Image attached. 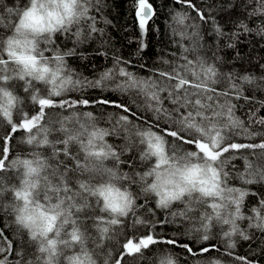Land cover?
Segmentation results:
<instances>
[{
    "label": "trees",
    "instance_id": "trees-1",
    "mask_svg": "<svg viewBox=\"0 0 264 264\" xmlns=\"http://www.w3.org/2000/svg\"><path fill=\"white\" fill-rule=\"evenodd\" d=\"M192 2L198 8L204 9L206 15L207 10L212 9V15L216 17L226 35H218L210 21L208 23L201 22L196 11L177 3L176 0H148V3L153 6L154 15L149 19L146 25L147 31L142 36L139 25H136L133 17V13L136 12V0H99L98 3L93 0V6L89 8V16L95 17V26L98 31L90 30L91 20H89L84 22L81 28L82 35L79 42L75 35H70L66 41H62L56 46L58 51L63 54L75 50L74 55L64 56L67 65L65 73L67 74L70 70L72 78L75 79L78 71H85L91 74L85 75L83 79L98 80L105 71V67H114L119 58L122 60L120 67H125L127 71L139 77L147 78L154 76L157 70H170L171 65L184 63L183 56H187L193 61L200 57L207 64L214 65L217 70L216 83L212 85L216 92L230 93L227 97L217 95L212 101L219 105L224 104L227 99L234 106L235 117L243 122L244 128L255 134L250 139L243 135H235L233 139L239 143L264 142V124L256 122L260 118H264V33L260 32V29L264 28V10L258 9L256 0H251V2L249 0H192ZM26 3L27 0H9L7 9L18 11ZM4 8H6L5 0L0 8V17H2L0 19V41L9 36L3 31ZM254 10L256 14L250 17L249 13ZM177 12L187 13L189 19L185 21L184 25L174 21L173 17ZM15 18L16 15L13 13V22ZM239 21L247 24L252 31L238 30L237 22ZM193 25L198 27H192ZM197 31L199 35L192 36V33ZM181 32H186L190 38L182 37ZM141 41H143V47ZM185 48L191 50L185 52ZM3 58L6 59V56ZM243 75L249 77L252 82L245 81ZM155 78L160 79L158 75ZM233 84L239 88V95L232 88ZM35 86L37 89H43L45 95L51 87L39 83H36ZM15 89L23 97L21 108L34 114L38 110V106L33 104L29 94L25 92V82H15ZM69 94L71 98L84 97L91 102L101 99L122 102L131 109L130 112H124L112 105L97 103H90L87 106L80 105L75 109L51 108L46 110L47 116L41 121L46 127L55 129L50 136L55 141L65 138V134L60 131V121L67 117H72L71 120L65 122L67 128H80L81 124L87 128L95 125L109 133L106 137L107 143L112 145L114 151L120 156L119 168L124 172V175L127 174L128 177H131L126 182L129 183L136 199L135 216L130 213L129 216L120 218L124 223L113 225L111 229H119L120 232L123 230L130 235L133 232V220L139 217L145 221L154 222V230L159 234V239L175 236L181 244L190 242L191 236L188 233L190 227L186 225V220L179 215H173L184 211L187 208V202H175L167 209L159 208L155 197L145 194L136 181L140 173L149 167L139 155L136 129L151 130L165 135L168 145H170L173 138L166 135V122L157 120L154 113L144 107L143 96L122 94L111 88L102 89L101 87H92L89 93H85L81 97L74 96L73 91H70ZM161 96L165 97L164 107L172 108L173 105L167 99L168 93L162 92ZM86 113H91L92 118L86 116ZM121 115L127 116L132 124L122 127L118 123ZM13 119L19 121L20 113L15 114ZM234 131L242 132V129L238 128ZM4 133L13 137L9 140L8 145L4 143ZM27 135L23 130L11 134L10 125L0 119V153L4 146L10 147L9 153L3 154L7 155L5 170L0 171V177L3 178L0 182V190H2L0 191V261H4L5 264H17V261L21 260V254H23L24 264H28V261L38 260L34 245L28 235L17 228L10 212V201L12 200L10 188L18 180L17 176L12 178V175L7 174L6 168L8 160L20 153L35 154L32 146L24 145V138ZM56 147L63 148V144H57ZM178 147L181 151L191 148L182 143L178 144ZM42 150L46 155L49 154L48 148ZM3 155H0V158H3ZM235 155H237L236 161L229 162L225 169L229 173L225 183L227 187L247 193L243 198L241 210L245 211L249 223V230L246 233L248 239H245L240 246L239 252L241 257H246L250 264H253V261L256 262L255 264H264V230L256 227V221L253 219L254 209L264 214V208H261V202L264 201V178H261L257 171L258 168L264 169V154L259 149L255 150V154H253V150L243 149ZM72 157L83 159V153L76 145H72L70 156L65 157L63 152L60 153L59 159L64 161L61 171L65 165L70 169L75 168L77 161ZM248 162L252 164L251 170L247 169ZM52 163L55 164L56 161L52 159ZM109 163L115 162L110 161ZM243 163L245 166L243 165L242 168L241 164ZM250 172L255 175H250ZM70 177L68 186L73 192L79 190L78 180H88V177L78 171L70 173ZM249 179L252 182H247ZM233 195H238V193ZM209 200L213 202V199ZM87 201L94 204L95 207H89L88 212L84 213L82 225L89 233L88 245L95 248L94 250L97 252L99 250L94 241L98 240V236L92 226L94 223H98L93 217L100 216V202L91 201V198H88ZM194 207L195 204L192 209ZM232 207L235 205H231L230 209H234ZM136 227L138 229L137 236L152 230L149 226L137 225ZM123 241L124 236L120 235L114 259L118 258V254L122 250ZM162 252L170 254L178 264H200L202 261V259L187 257L188 253L182 247L163 243L143 250V256L145 255L149 264H156V256ZM127 260L128 264H143L140 263V260L134 262L131 257H128ZM99 264H104V259ZM237 264H241V261L238 260Z\"/></svg>",
    "mask_w": 264,
    "mask_h": 264
},
{
    "label": "snow or ice",
    "instance_id": "snow-or-ice-1",
    "mask_svg": "<svg viewBox=\"0 0 264 264\" xmlns=\"http://www.w3.org/2000/svg\"><path fill=\"white\" fill-rule=\"evenodd\" d=\"M98 3L99 0H96ZM177 3L186 5L187 7L192 8L197 12L199 19L203 23H208L209 21L214 25V31L220 35H226L223 31L221 25L217 22L216 17L212 15V9L207 10V15L205 10L198 8L192 0H176ZM251 2V0H249ZM258 9L264 10V0H256ZM86 4L93 6V0H86ZM231 7V5H229ZM13 9L9 8L8 12L11 13ZM85 19L84 22L91 20L89 28L92 32L98 31L95 26V17H90L88 14V7L84 8ZM256 11L249 13V16L255 15ZM154 15L153 6L148 3V0H136V17L139 22V28L141 30V35L143 36L146 31V25L149 19ZM2 19V17H0ZM174 21L178 24L184 25L185 21L189 19L187 13L177 12L176 16L173 17ZM187 27V25H185ZM192 27H198L193 25ZM237 28L243 29L245 32H250L252 29L248 28L247 24L243 21L237 22ZM70 31V29H65V32ZM261 33H264V28L260 29ZM77 40L82 35V31L78 30L75 34ZM182 37L190 38L186 32H181ZM199 32L192 33V36H198ZM46 45L51 47L53 45V40H46ZM142 47L143 41H141ZM230 47L233 45H229ZM48 50V49H47ZM54 55L52 59L55 60L57 68L56 71L52 74L51 79H45V84L50 85L47 94H44L43 89H37L35 84L31 80H26L25 82V92L29 94L30 100L34 105L38 106V110L33 114L28 111H25L23 108L19 110L20 119L19 121H14L13 114L10 111L4 112V118L7 121V124L10 125L11 134H15L18 130H23L26 132L27 140L25 141L28 144H32L37 139L39 133H43L44 139L40 141V144L49 143V135L55 131V129L46 127L41 123L42 120L47 116V109L51 108H60V109H75L80 105L87 106L90 103H97L102 105H112L116 108L122 109L124 112H130L131 109L124 103H117L108 99H101L94 102H91L89 99L81 97L79 99L71 98L67 95L70 91H81L86 87H101L102 89L111 87L113 91H118L122 94H134L136 96L144 97V107L147 110H150L154 113L157 120H164L167 124L166 135L167 137L173 138V142L168 145V141L165 138V135L158 134L155 131L147 130L141 132V129H136L135 135L141 137V143L147 142L148 147L153 150L154 154L159 155L163 148L161 147L165 143L168 145V148L175 153L182 152L184 155L182 159L187 157L189 159L195 158L202 161L201 165L196 167L204 173V178L194 184L188 192L187 208L179 213H174L173 215H179L185 220L194 221V218L188 215V212L192 210V207L196 203H207L201 200L198 197L193 196L194 192L201 193L202 196H211L213 197V202L210 204L212 213H204L200 218L199 224L193 223V226L188 229V233L191 236L192 243L205 242L210 240V230L213 226V221L222 222L223 224H230L231 228L229 231L224 232V236L229 239L231 236L239 231L236 224L237 219H243L244 217L241 214V204L244 196L247 194L245 191L227 187L225 181L229 176V173L225 171L229 162L234 159V155H229L230 153H239L243 149L261 150V153L264 154V142L261 143H239L233 139L235 135H243L246 138L254 137V133L249 132L243 126V122L239 118L235 117L234 106L231 105L228 100H225L224 104L213 105L207 103L206 101H212L215 96L223 95L227 97L230 93H217L216 89L212 87L216 83L215 77L218 74L214 65L207 64L202 58L197 57L196 61L189 59L187 56H183L182 60L184 63L173 64L170 66V70H157L154 76L147 78L139 77L132 72L127 71L125 67H120L122 60L117 59L113 69H109L104 72L100 79L94 81H88L87 79H73L71 71L69 70L67 74L65 69L67 68L64 56L65 55H74L75 50H70L68 53L63 55L59 51L52 49ZM191 49L185 48L184 51L188 52ZM43 56V54H42ZM165 63H168L165 61ZM0 64L4 65V68H0V71H8V65L2 55H0ZM141 67H144L141 65ZM63 74V75H62ZM158 75L160 79H156L155 76ZM191 77V78H189ZM41 79H44L41 77ZM245 81H249V77L243 78ZM113 81L111 86L105 84V81ZM174 81V83H172ZM232 88L235 90L236 94L239 95V88L236 85H232ZM162 92H167V99L170 100V103L173 105L172 108L164 107L163 101L165 97L161 96ZM211 93V95H210ZM183 110V111H182ZM210 113V114H209ZM75 115V114H74ZM90 119L92 118L91 113H86ZM135 115V113H133ZM72 117L64 118L60 121L61 127L60 131L65 134L63 140L57 139L53 145V155L52 159L56 161L55 166L52 167V177H59V181L64 183L63 192L67 199L73 200L74 197H79L83 201V207H91L88 203L85 196L91 188V178H88L87 181L80 179L77 181L79 184V190L72 192V189L68 186L71 177L70 173L74 171H80L86 169L87 164H80L77 157H72L77 161L74 169L68 168L66 165L61 171V165H64V161L60 160V153L63 152L65 157L71 155L72 142L76 141L80 143V147L88 153L85 156V161L88 160L89 156H104L107 157L111 155L115 158L117 162L120 161V156L117 152L112 151L113 146L110 144L104 143V136L109 133L104 129H95L91 134L88 140V144L85 145L82 141L79 140V133L72 135V129L65 126L67 120H71ZM256 122L264 124V118H260ZM118 123L122 127H128L132 124L129 121L127 116L121 115L119 117ZM81 129L86 130L87 127L84 124L80 125ZM242 129V132H235V129ZM34 130L36 135H33ZM131 130V129H129ZM99 134V135H98ZM13 138L7 133L3 134V140L5 145H8L9 140ZM96 139L100 140V151H95L97 148ZM184 144L190 146L193 150H183L178 147V144ZM57 144H63V148L56 147ZM39 146V145H38ZM104 148H107L109 151L105 152ZM10 151L9 146H4L2 149L3 154H7ZM147 155V153L145 154ZM144 156H142V159ZM245 159H247L245 157ZM7 160V155H3V158H0V171L5 170V161ZM162 161H158L156 168H159V164ZM19 163L18 160L11 161V167H15ZM25 164L30 163L25 161ZM247 169H252L251 162H248ZM155 169H153L154 171ZM261 178H264V169H257ZM83 175V173L81 172ZM152 174L151 171L145 172L140 176V180L147 182L148 177ZM250 175H255L249 173ZM127 179H131L127 174L125 175ZM2 177H0V182H2ZM45 180H49V177H45ZM66 181V182H65ZM51 182V181H50ZM247 182H252L249 179ZM223 185V186H222ZM2 191V190H0ZM61 189L56 187L55 192L60 193ZM144 192L147 189L143 190ZM71 193V194H70ZM238 193V195H233ZM157 195H160L157 193ZM19 198L20 193L16 194ZM184 196V190L181 189L178 192L173 191L171 196L165 194L161 197L157 207L167 209L172 200H180ZM217 198L219 202H217ZM99 202V201H98ZM183 202V201H182ZM63 203V201H61ZM235 205L234 211H229L230 206ZM261 208H264V201L261 202ZM255 213L254 220L256 221L255 226L264 230V214L261 211L254 209ZM135 216V208H132L131 205L127 211L122 213L123 217L129 216V214ZM223 213V214H222ZM71 214V213H70ZM19 221V217H17ZM73 225L76 224V221L72 222ZM124 222L113 216L110 219H99L98 225L103 224L107 225L102 229L101 237H106L111 240L115 238L116 233L112 232L111 226L113 225H122ZM137 225L149 226L151 231L146 234L137 236ZM133 232L129 235L127 232L121 230L118 235L124 236V241L122 243V250L118 254V258H113V252L109 249L107 255L104 259V264H128V257L133 258V261H139L144 259L143 250L149 249L150 246L157 245L160 243L182 247L186 250L187 253L195 256L197 253L194 251L193 247L188 243L181 244L177 237L173 236L168 239H159V234L155 232L154 222L145 221L139 217H136L133 220ZM240 235L244 239H248L243 232H240ZM97 244V247L102 248L103 245L99 241H94ZM235 245L233 243L228 244V248L232 249ZM215 248L214 245L208 247H201L199 249V254H205L210 252ZM43 251V249H41ZM95 251V250H94ZM232 253L229 252V255ZM235 259L241 261V264H250L247 261L246 257H236ZM0 264H5L4 261H0ZM17 264H24L23 254H21V260L17 261ZM28 264H36L35 261H28ZM95 264V262H93ZM156 264H176L175 259L167 252H162L156 256ZM207 264H221L219 260L209 258Z\"/></svg>",
    "mask_w": 264,
    "mask_h": 264
},
{
    "label": "clouds",
    "instance_id": "clouds-1",
    "mask_svg": "<svg viewBox=\"0 0 264 264\" xmlns=\"http://www.w3.org/2000/svg\"><path fill=\"white\" fill-rule=\"evenodd\" d=\"M85 7H88L89 14V8L92 6L87 5L86 0H27L24 7L18 11L13 10L17 21L11 34L0 41V55L6 56L8 65V71H0V119L7 122L4 112L10 111L14 116L21 109L23 97L16 92L15 82L31 80L34 84L49 86L45 84V79H51L57 65L54 59L45 55L49 47L45 41L53 40L57 33H63L65 29H79L85 19ZM0 68H4V65L0 64ZM97 128L95 125L86 130L76 128L72 129L71 134L79 133V140L87 145L90 134ZM144 131L147 130L141 129V132ZM33 135H36V131ZM50 136L51 134L48 137L49 143L40 144L44 135L39 133L36 141L32 144L26 143L34 148L35 154L15 159L19 163L12 168L18 182L10 188V212L15 224L28 235L34 245L38 257L36 264H99L96 254L88 247L89 233L82 225L83 215L88 212L89 207H83V201L77 197L73 200L67 199L63 192L64 183L59 181L58 176L55 179L52 177V167L55 164L52 163L51 153L55 140ZM106 137L107 135L104 136V143L108 144ZM24 139L26 141L27 136ZM137 139L139 155L144 156L143 162L149 165L136 178L139 187L142 190L147 189L144 193L155 197L156 203H159L165 194L171 196L174 190L178 192L183 189L184 196L180 200H172L169 207L175 202H187L189 190L204 178V173L196 167L203 162L195 158L182 159V152L174 155L166 143L161 146L163 151L159 155L154 154L147 142L141 143L140 136H137ZM95 142V151H100V140L96 139ZM72 145H76L83 153V159L79 160V163L87 164L86 169L78 172L91 178V188L86 193V198L100 202L101 215L93 219L98 221L113 216L122 218V213L127 211L130 205L135 208L134 193L126 182L124 172L118 166L119 162L111 155L89 156L85 161L88 153L80 147V143L73 141ZM44 148L49 149V154L43 152ZM104 151L109 150L104 148ZM25 161L30 163L25 164ZM110 161L115 163H109ZM158 161L162 162L159 168H156ZM149 171L152 174L147 182L141 181L140 176ZM46 176L49 180L44 179ZM56 187L61 189L60 193L55 192ZM17 193H20L19 198ZM193 196L205 202L213 199L211 196H202L199 192H194ZM90 205L95 207L94 204ZM73 221H76L75 225ZM221 224L231 228L230 224ZM106 226L95 225L98 237H101L102 229Z\"/></svg>",
    "mask_w": 264,
    "mask_h": 264
},
{
    "label": "bare ground",
    "instance_id": "bare-ground-1",
    "mask_svg": "<svg viewBox=\"0 0 264 264\" xmlns=\"http://www.w3.org/2000/svg\"><path fill=\"white\" fill-rule=\"evenodd\" d=\"M2 2L4 3V0H0V8L2 5ZM8 4H9V0H5V5H6V8H4L5 25H4L3 31H4V34H6V35L11 34L12 29L14 27V23L17 21V16H16V18L13 22V13L14 12L13 11L11 13L8 12V9H7ZM133 14H134L133 17H134V20L136 22V25L138 26L139 22H138L137 17H136V12H134ZM83 24H84V22H83ZM83 24L79 27V29L72 28L68 32L57 33L56 34L57 36L53 40V42H54L53 45L51 47H48V50L46 51L45 55L52 58L54 55V52L52 49H55L56 51H58L56 46L59 43H61L62 41H66L70 35H74L78 30H81ZM109 69H113V66L105 67V71H103V73ZM88 74H91V73H87L85 71H81V72L78 71L76 76H75V79L84 80L83 77L85 75H88ZM102 74H101V76H102ZM101 76L99 78H101ZM243 76L246 77V75H243ZM248 82L250 83L252 81L249 80ZM105 84L111 86L113 84V81H111V80L105 81ZM91 88L92 87H86V88H83L81 91H73V95L81 97V95H83L85 93H89ZM109 88H111V87L104 88V89H109ZM67 95L68 96L70 95L69 92L67 93ZM206 102L211 103L214 106L217 105L215 103V101L214 102L213 101H206ZM24 145H27L25 142V139H24ZM229 155H234V157H235L230 162L236 161L237 155H235V153H230ZM22 156H28V155L24 154V153H20L16 156L10 158L7 162V167H6L7 168V174L12 175V178L16 177L17 175L15 174L14 169L11 167V161L15 160L17 157H22ZM243 165L245 166V164L244 163L241 164L242 168H243ZM217 202H219V200H217ZM211 203L212 202L210 200H208L207 203H196L195 207L191 211H189V214H188L189 216L194 218V221L186 220L185 221V222H187L186 225H188V227L191 228L193 226V223L199 224L200 218L204 215V213H210V214L214 215V213H212V209L210 207ZM232 208H234V209H229V211L235 210V207H232ZM241 214L244 218L243 219H237V221H236V224L238 226L239 231L237 233L233 234L230 239L228 237L224 236V232L229 231L230 228L228 226H223L220 222L213 221V226H212L210 233H209V235L211 237L210 240L205 241V242H197V243H192V240H190V242H188V244H190V246L193 247V249L197 253V255L193 256V255L188 253L187 257H189L190 259H195V258L196 259H202V261H200V264H207V260L209 258L219 260L221 262V264H237L238 260L235 258L241 257L239 250H240V246L245 241L244 237L242 235H240V232H243L244 235H246L247 231L249 230V223L247 221L245 211L241 210ZM99 215H101L100 212H99ZM95 225H96V223L93 224V226H92L93 229H95ZM17 228H19V227H17ZM112 232L117 234V235H115L114 239L109 240L106 237H98V240H96V241H99V243L103 245L102 248H99L96 246L99 251H97V252L94 251L99 262L102 261L103 259H105V256L107 255L109 249L112 250L113 256L116 253V250H117L116 244L118 243V240L120 237V235H118L120 230L119 229H113ZM190 239H191V237H190ZM230 242L235 245V247L232 249L228 248V244ZM210 245H214L215 248H213V250H211L208 253H205L202 255L199 254V249L201 247H208ZM88 247L92 251L95 249V248H92L90 245H88ZM229 252H231L232 254L229 255ZM140 263L149 264L146 260V257H144V259L140 260ZM255 263L256 262L253 261V264H255ZM176 264H178V263L176 262Z\"/></svg>",
    "mask_w": 264,
    "mask_h": 264
},
{
    "label": "rangeland",
    "instance_id": "rangeland-1",
    "mask_svg": "<svg viewBox=\"0 0 264 264\" xmlns=\"http://www.w3.org/2000/svg\"><path fill=\"white\" fill-rule=\"evenodd\" d=\"M188 150H193L192 148H189Z\"/></svg>",
    "mask_w": 264,
    "mask_h": 264
}]
</instances>
